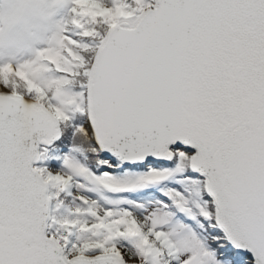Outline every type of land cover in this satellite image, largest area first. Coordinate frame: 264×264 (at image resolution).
Returning a JSON list of instances; mask_svg holds the SVG:
<instances>
[{"label":"snow or ice","instance_id":"snow-or-ice-1","mask_svg":"<svg viewBox=\"0 0 264 264\" xmlns=\"http://www.w3.org/2000/svg\"><path fill=\"white\" fill-rule=\"evenodd\" d=\"M0 264H264V0H0Z\"/></svg>","mask_w":264,"mask_h":264}]
</instances>
